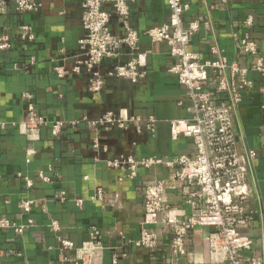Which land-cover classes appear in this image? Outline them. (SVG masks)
Segmentation results:
<instances>
[{"label": "crops", "instance_id": "0c3cea01", "mask_svg": "<svg viewBox=\"0 0 264 264\" xmlns=\"http://www.w3.org/2000/svg\"><path fill=\"white\" fill-rule=\"evenodd\" d=\"M6 2V13H0V36L6 35L11 49L0 51V220L16 226H26L21 234L0 229V264H73L74 251H63L59 238L71 241L75 247L90 239L97 229L103 233V244L109 249L102 253V264H111L112 255L118 264H153L169 257L170 236L156 228L158 249L145 250L124 239H137V223L142 215L143 188L156 178H166L164 168L139 169L133 180H122L121 171H109L106 161L134 151L142 157L171 159L192 152L186 139L172 141L166 121L186 119L188 102L184 90L168 72L172 61L164 44H151L142 37L139 49L149 51L145 58L147 77L138 85L109 80L95 95L87 92L84 76H55L53 69H69L76 55L78 40L83 36L80 26L83 0H42L34 13L19 14L14 0ZM188 11L184 22L208 19L210 31L203 28L192 37L189 50L201 60L211 58L209 48L216 44L229 62L246 69V79L252 86L243 92V101L236 116L237 135L242 149L255 153L253 174L257 201L252 207L258 215L252 230L245 235L253 240L247 256L264 255V77L250 68L254 63L243 55L238 39L248 34L264 60V0H237L223 4L219 0H185ZM169 10L165 0H132L129 25L136 31L160 26L167 22ZM250 17L251 27L243 22ZM29 26L33 40L20 39V27ZM111 28L119 30L113 18ZM32 96L30 104L38 117L47 121H63L64 126L53 136L49 126L39 130L38 139L28 142L12 123L28 121L27 104L21 95ZM132 102L138 116L155 115L159 119L154 135L137 139L117 130L92 131L85 124L72 126L70 121L87 117L95 120L106 110L117 111ZM111 148L107 153L92 150L93 138ZM27 149L34 155L27 157ZM42 178L47 179L43 181ZM26 181L30 182L27 186ZM97 189L101 200H90ZM189 187L183 185L168 191L165 201L180 218L186 216L184 197ZM64 192L66 199L59 200ZM84 202L76 207L72 199ZM31 201L24 213L20 204ZM126 219L124 224L116 221ZM56 223L59 232L49 226ZM260 225L262 231H260ZM262 232V233H261ZM110 233V234H109ZM205 229H194L187 238L186 258L171 264H210ZM124 255V256H122Z\"/></svg>", "mask_w": 264, "mask_h": 264}, {"label": "built area", "instance_id": "2783aa9c", "mask_svg": "<svg viewBox=\"0 0 264 264\" xmlns=\"http://www.w3.org/2000/svg\"><path fill=\"white\" fill-rule=\"evenodd\" d=\"M169 16L160 26L136 31L129 25L132 0H83L81 3L80 26L83 36L78 40V50L69 69L57 66L55 76L63 79L69 75L84 76L87 80V92L100 93L107 81H120L138 85L147 77L145 58L149 51L139 49L140 39L146 37L151 44H164L172 63L168 72L173 75L184 90L188 102L186 119L166 121L169 137L172 141L186 139L192 152L171 159L156 156L142 157L134 151L106 161L109 171H121L119 180H133L139 169L153 170L164 168L166 178H156L153 184L143 188L142 215L137 223V239H124L123 244H132L145 250L158 249V237L155 229H164L170 236L169 257L153 264H171L186 258L187 238L194 229H205L204 240L208 246L210 264H264V255L247 256L253 240L245 235L252 230L258 215L252 207L257 201L253 161L255 153L251 149H242L237 135L236 116L243 101V92L252 84L246 79V69L229 62L223 51L214 43L209 48L211 58L201 60L199 55L190 51L192 37L200 28L210 31V22H184L188 11L185 0H165ZM223 4L237 0H219ZM42 0H14L15 11L19 14L37 12ZM0 13H6V2L0 0ZM115 19L119 30L111 28ZM244 26L249 28L252 20L248 17ZM20 39L32 41L29 26L20 27ZM240 49L246 57L253 59V72L264 77V60L259 55L256 43L248 34L238 39ZM11 49L8 36H0V51ZM108 60L109 63H102ZM29 93L21 95L27 104L28 121L12 123L28 142L38 139L39 130L49 126L53 136L60 134L63 121H47L38 117L30 101ZM159 119L155 115L138 116L133 112L132 102H127L117 111H103L99 118L70 121L77 126L85 124L92 131L111 132L113 130L134 135L137 139L152 136L156 132ZM5 124L0 123V128ZM92 150L107 153L111 148L102 144L96 136L92 141ZM33 149H27V157L34 155ZM43 181L47 179L42 178ZM27 186L30 182L26 181ZM189 189L185 193L184 206L186 216L180 218L166 201L168 191L181 186ZM102 190L89 196L90 200H101ZM62 192L59 200L64 201ZM76 207H81L84 199H72ZM32 202L22 201L20 208L24 213L30 211ZM126 219L116 221L124 224ZM26 226H16L7 220H0V229H11L21 234ZM53 232L60 229L56 223L49 226ZM260 231L262 226L260 225ZM262 233V232H261ZM110 234V233H109ZM264 239V233L261 234ZM63 251H74L73 264H102V253L109 249L103 244V233L93 229L90 239L79 247L71 241L59 238ZM124 256V255H122ZM118 256L112 255L111 264H118Z\"/></svg>", "mask_w": 264, "mask_h": 264}, {"label": "water", "instance_id": "95a60500", "mask_svg": "<svg viewBox=\"0 0 264 264\" xmlns=\"http://www.w3.org/2000/svg\"><path fill=\"white\" fill-rule=\"evenodd\" d=\"M102 63H109V61L108 60H103Z\"/></svg>", "mask_w": 264, "mask_h": 264}]
</instances>
